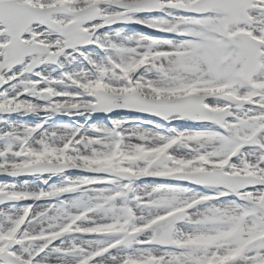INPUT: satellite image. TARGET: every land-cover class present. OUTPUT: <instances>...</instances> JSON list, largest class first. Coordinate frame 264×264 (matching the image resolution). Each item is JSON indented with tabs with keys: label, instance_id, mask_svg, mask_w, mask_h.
I'll use <instances>...</instances> for the list:
<instances>
[{
	"label": "snow or ice",
	"instance_id": "1",
	"mask_svg": "<svg viewBox=\"0 0 264 264\" xmlns=\"http://www.w3.org/2000/svg\"><path fill=\"white\" fill-rule=\"evenodd\" d=\"M0 264H264V0H0Z\"/></svg>",
	"mask_w": 264,
	"mask_h": 264
},
{
	"label": "rangeland",
	"instance_id": "2",
	"mask_svg": "<svg viewBox=\"0 0 264 264\" xmlns=\"http://www.w3.org/2000/svg\"><path fill=\"white\" fill-rule=\"evenodd\" d=\"M76 119H81V118H76ZM94 120L95 119H103V117H95V118H93Z\"/></svg>",
	"mask_w": 264,
	"mask_h": 264
},
{
	"label": "bare ground",
	"instance_id": "3",
	"mask_svg": "<svg viewBox=\"0 0 264 264\" xmlns=\"http://www.w3.org/2000/svg\"><path fill=\"white\" fill-rule=\"evenodd\" d=\"M77 118H79V117H77ZM58 119H59V118H58ZM63 119H64V120H66V121L68 120V118H67V117H64Z\"/></svg>",
	"mask_w": 264,
	"mask_h": 264
}]
</instances>
